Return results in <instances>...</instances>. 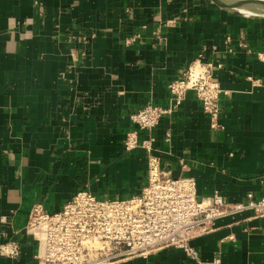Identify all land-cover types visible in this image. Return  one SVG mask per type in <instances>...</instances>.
Masks as SVG:
<instances>
[{"label":"crops","instance_id":"obj_1","mask_svg":"<svg viewBox=\"0 0 264 264\" xmlns=\"http://www.w3.org/2000/svg\"><path fill=\"white\" fill-rule=\"evenodd\" d=\"M199 54L217 65L221 126L188 91L154 131L162 166L194 177L199 198L262 197L264 17L211 0H0V248L20 247L0 264H37L23 231L35 203L54 212L81 190L141 192L146 152L123 148L130 115L170 103L169 82ZM191 245L202 264H264V216L226 215ZM111 264L198 263L169 246Z\"/></svg>","mask_w":264,"mask_h":264},{"label":"built area","instance_id":"obj_2","mask_svg":"<svg viewBox=\"0 0 264 264\" xmlns=\"http://www.w3.org/2000/svg\"><path fill=\"white\" fill-rule=\"evenodd\" d=\"M136 38L131 36L126 42L131 44ZM190 64L183 76L169 82L170 103L149 101L130 115L133 128L124 136V151L142 148L148 160V180L139 194L113 198L81 190L54 212L41 202L32 206L26 236L37 243V264H111L169 246L183 249L202 264L192 238L213 231L218 219L226 215L251 210L255 216H264V196L249 192L243 201L228 202L215 191L199 198L194 177L172 175L162 166L154 131L164 117L178 110L188 91L196 93L211 126H221L224 90L214 77L217 65L204 61L202 54ZM166 141L170 142V134ZM180 161L187 168V161ZM11 245L10 249L9 244L2 245L0 251L19 255V245Z\"/></svg>","mask_w":264,"mask_h":264},{"label":"bare ground","instance_id":"obj_3","mask_svg":"<svg viewBox=\"0 0 264 264\" xmlns=\"http://www.w3.org/2000/svg\"><path fill=\"white\" fill-rule=\"evenodd\" d=\"M224 3H234L236 0H221ZM248 1L249 3H246L244 5H240L234 10L240 12L241 14L248 16V17H264V5L256 4L253 1H264V0H244Z\"/></svg>","mask_w":264,"mask_h":264},{"label":"water","instance_id":"obj_4","mask_svg":"<svg viewBox=\"0 0 264 264\" xmlns=\"http://www.w3.org/2000/svg\"><path fill=\"white\" fill-rule=\"evenodd\" d=\"M212 2H214L216 5H218L219 7H222L224 9H229V10H234V8L240 6V5H244L246 3H249L248 1H244V0H236L234 1V3H224L221 0H211ZM256 4H260V5H264V1H253ZM236 11V10H235Z\"/></svg>","mask_w":264,"mask_h":264},{"label":"rangeland","instance_id":"obj_5","mask_svg":"<svg viewBox=\"0 0 264 264\" xmlns=\"http://www.w3.org/2000/svg\"><path fill=\"white\" fill-rule=\"evenodd\" d=\"M26 226H27V225H25V227H24V229H23V231H24L25 234H26V231H27V230H26Z\"/></svg>","mask_w":264,"mask_h":264}]
</instances>
